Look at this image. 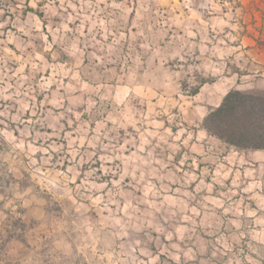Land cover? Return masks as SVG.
I'll return each instance as SVG.
<instances>
[{
	"label": "rangeland",
	"instance_id": "374dc122",
	"mask_svg": "<svg viewBox=\"0 0 264 264\" xmlns=\"http://www.w3.org/2000/svg\"><path fill=\"white\" fill-rule=\"evenodd\" d=\"M264 91V0H0V264H264V150L203 122Z\"/></svg>",
	"mask_w": 264,
	"mask_h": 264
},
{
	"label": "trees",
	"instance_id": "16d2710c",
	"mask_svg": "<svg viewBox=\"0 0 264 264\" xmlns=\"http://www.w3.org/2000/svg\"><path fill=\"white\" fill-rule=\"evenodd\" d=\"M203 128L240 150H264V91H230L208 113Z\"/></svg>",
	"mask_w": 264,
	"mask_h": 264
}]
</instances>
